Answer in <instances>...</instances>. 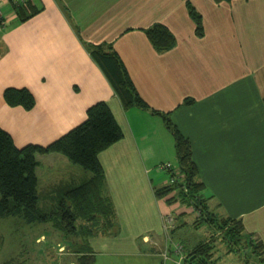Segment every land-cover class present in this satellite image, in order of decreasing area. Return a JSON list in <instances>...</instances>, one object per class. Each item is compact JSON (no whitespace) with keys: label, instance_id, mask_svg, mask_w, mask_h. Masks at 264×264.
Here are the masks:
<instances>
[{"label":"crops","instance_id":"obj_1","mask_svg":"<svg viewBox=\"0 0 264 264\" xmlns=\"http://www.w3.org/2000/svg\"><path fill=\"white\" fill-rule=\"evenodd\" d=\"M29 1L38 10L20 20L16 4L0 0V127L17 146L48 144L104 100L123 132L98 154L104 171L100 191L113 218L106 231L81 235L94 257L91 264H173L149 240L165 236L170 211L167 199L155 193L169 184V172L160 165L179 169L172 129L152 109L168 113L189 140L207 211L216 218L240 219L245 233L264 249V0ZM188 4L201 15V35ZM155 23L173 33L171 47L159 50L150 42L145 30ZM102 43L119 55L148 108L123 107L90 53ZM7 87L29 89L33 106L9 104ZM36 159L39 199L44 196L39 161L50 170L43 198L52 206H44L45 213L54 211L63 191L92 176L61 152ZM4 220L17 226L25 221L10 215L0 217V226ZM34 223L39 227L33 242L49 244L46 264H81L82 248L70 247L53 259V246L63 250L74 233H66L51 216L23 225ZM17 239L26 240L24 235ZM2 242L0 234V264L15 263Z\"/></svg>","mask_w":264,"mask_h":264},{"label":"trees","instance_id":"obj_2","mask_svg":"<svg viewBox=\"0 0 264 264\" xmlns=\"http://www.w3.org/2000/svg\"><path fill=\"white\" fill-rule=\"evenodd\" d=\"M37 10V7L31 1L14 6V11L20 20L28 18ZM188 10L196 24V33L201 35L203 33L201 15L190 4H188ZM145 32L150 42L159 50H165L175 42L173 33L162 23L151 25ZM90 53L111 83L123 107H149L147 102L136 91L123 62L111 45L103 43L93 45L90 48ZM4 97L9 104H19L25 108H31L35 102L33 94L26 87H7L4 90ZM152 111L161 114L167 125L172 129L179 171L188 185L186 194L178 189L179 184H167L156 188V195L160 197L167 194V191L170 192L174 189L183 202H188L190 200L188 197H192L191 200L195 198L198 200L201 198L203 183L198 181L196 177L198 171L192 160L189 140L171 121L168 113L159 112L155 109H152ZM122 135L123 132L120 125L111 108L104 100L97 101L89 106L86 110V117L80 124L46 145L26 144L18 148L11 135L0 127V217L21 216L25 221L32 223L45 221L52 216V213H45L38 206V179L35 173V168L38 164L36 154L61 152L72 162L92 172V176L83 183L63 191L62 198L58 202L57 209L58 213H60L58 219L62 220L61 228L66 232L74 233L77 216L82 215L83 218H89L86 217L87 210L85 211V208L87 203L91 202L89 200H91L92 192H100L104 171L98 154L120 139ZM66 199L73 202V207L76 210L65 206ZM108 203L113 218V209L110 202ZM194 203L198 205L196 200H194ZM81 204H84L83 213H80ZM204 209L207 210L206 205ZM208 214L211 216L214 226L217 225L220 229L223 226L227 228L225 232L227 239L230 238L237 241L241 236H244L242 233L245 231L240 219L216 218L214 215ZM110 222L111 220L108 223ZM108 223L107 226L109 225ZM90 233L88 232V234ZM257 241L255 246L261 247L264 254L262 243L259 240ZM251 243L254 244V241L251 240ZM93 259L92 255L90 257L79 256L81 264H91ZM209 259L211 260V248L209 242L204 241L201 246L198 245L188 255V259L183 264H207Z\"/></svg>","mask_w":264,"mask_h":264},{"label":"rangeland","instance_id":"obj_3","mask_svg":"<svg viewBox=\"0 0 264 264\" xmlns=\"http://www.w3.org/2000/svg\"><path fill=\"white\" fill-rule=\"evenodd\" d=\"M1 11L3 8L1 7ZM2 34L0 30V35ZM26 144H36V143H26ZM26 144L17 146L21 148ZM42 145V144H38ZM46 145V144H43ZM39 153L36 154V156ZM74 163V162H72ZM55 164H60L59 161H56ZM78 167H81L79 164ZM38 166V165H37ZM84 169V168H82ZM39 170L42 172L39 176V187L42 189L41 194L46 196V189L44 187V175H46L50 170L45 166L44 160L39 161ZM83 171H87L84 169ZM89 173V172H88ZM43 185V188L41 187ZM38 187V189H39ZM167 194L161 195L167 199L169 202L170 211L165 215L166 220V233L165 236L161 238H152L149 237L152 244L156 247H159V250H168V258L165 262L173 261V264L176 263V260H181L182 264L188 259V255L199 245L201 246L202 242H209L211 248V260L207 264H264V254L261 250V247H256L257 239L245 232L237 241L226 238L225 232L227 228L223 226L221 229L214 226L211 221V216L209 212L204 209L205 199L203 194H200L201 198L196 200L198 205L194 203V200L190 197L188 202H183L176 190L167 191ZM186 194V193H185ZM44 196H40L38 206L40 209L51 208L52 200L44 199ZM91 202L87 203V216L89 218H83L82 215L77 216L75 221L76 228L78 229L68 236V243L66 249L62 244L63 250L59 251V246H53L55 257H63L64 252L71 251L80 248L84 249V254L86 257H90V254L87 253L86 240L83 237H87L88 232H104L107 230V223L109 220H112L111 209L109 207L108 198L101 194V191L92 192ZM1 199V194H0ZM69 200V199H66ZM201 201V203H199ZM71 203V205H69ZM58 203L55 202V207L49 211L52 213V219L57 223V226L61 227L62 220L58 219ZM84 204L80 205V213H83ZM67 208L75 209L73 207V202L68 201ZM76 210V209H75ZM208 212V213H207ZM212 215V214H211ZM211 221V222H209ZM28 222L23 221L21 225L12 224L10 221L4 220L2 226H0V234L3 236L4 242H2L1 248L7 253H13L15 258V263L13 264H46L49 262L47 254L49 253V244L45 243L43 239H36L33 242V234L37 231L39 224H30L29 226H24ZM30 233V236H27L25 233ZM66 232V231H65ZM70 234L69 232H66ZM83 234V235H82ZM25 236L26 240H18L14 242V237L18 238ZM83 237H82V236ZM27 236V237H26ZM37 237V235H36ZM82 237V239H81ZM251 240L254 241V244L251 243ZM182 245L183 254L179 258L175 254L174 245ZM61 246V245H60ZM71 247V248H70ZM25 252V253H24Z\"/></svg>","mask_w":264,"mask_h":264},{"label":"built area","instance_id":"obj_4","mask_svg":"<svg viewBox=\"0 0 264 264\" xmlns=\"http://www.w3.org/2000/svg\"><path fill=\"white\" fill-rule=\"evenodd\" d=\"M29 0H11V2H13L16 5L19 4H23L26 3ZM160 167H163L164 169H166L169 172V184H179V190H182L184 193L188 191V185L186 184V181L184 179V176L182 175V173L178 170L173 169L169 164H162L160 165ZM167 220V219H165ZM183 249L182 245H174V250H175V254L180 258L181 255L183 254ZM168 250H162L161 251V256L163 258V260L165 261L168 258ZM182 258L181 260H176L175 264H182Z\"/></svg>","mask_w":264,"mask_h":264}]
</instances>
